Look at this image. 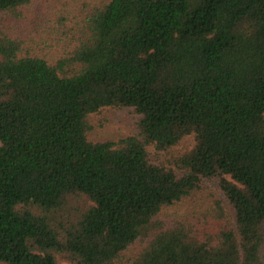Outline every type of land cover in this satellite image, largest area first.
<instances>
[{
    "label": "trees",
    "instance_id": "16d2710c",
    "mask_svg": "<svg viewBox=\"0 0 264 264\" xmlns=\"http://www.w3.org/2000/svg\"><path fill=\"white\" fill-rule=\"evenodd\" d=\"M0 264H264V0H0Z\"/></svg>",
    "mask_w": 264,
    "mask_h": 264
},
{
    "label": "rangeland",
    "instance_id": "374dc122",
    "mask_svg": "<svg viewBox=\"0 0 264 264\" xmlns=\"http://www.w3.org/2000/svg\"><path fill=\"white\" fill-rule=\"evenodd\" d=\"M140 119L141 115L136 113L133 107L104 110L91 117L92 128L89 131V138L97 141L118 139L133 134L136 131L137 123ZM193 143V137H187L175 148V151H183L192 146ZM223 200L224 196L217 183L215 181H206L202 183V186L193 196L187 198L176 207L175 211L178 214L194 215L206 208L211 209L213 207V209H217L216 201H219L222 204ZM222 205L227 207L226 203H223ZM228 211L230 212L229 206ZM209 222L212 224L215 223V221L212 220H209Z\"/></svg>",
    "mask_w": 264,
    "mask_h": 264
}]
</instances>
